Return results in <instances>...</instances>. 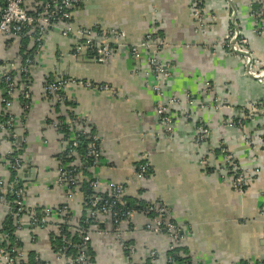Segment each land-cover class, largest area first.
I'll list each match as a JSON object with an SVG mask.
<instances>
[{
    "label": "crops",
    "instance_id": "obj_1",
    "mask_svg": "<svg viewBox=\"0 0 264 264\" xmlns=\"http://www.w3.org/2000/svg\"><path fill=\"white\" fill-rule=\"evenodd\" d=\"M199 1L200 17L194 14L193 0H80L70 19L74 31L113 30L125 44L138 43L149 33L164 42L159 56L171 75L159 85L163 98L179 99L172 111L171 135L162 130L156 115L157 81L145 55L134 60L123 51L107 62L86 52L73 57L74 33L63 37L59 29H53L47 34L30 69L31 108L20 128L16 127L22 137L16 142L23 145L24 173L29 170L23 175V203L42 211L64 203L65 191L57 187L59 134L45 120L67 118L72 112L87 122L99 141L100 162L87 176L98 182L101 191L109 184L122 185L126 202L165 206L181 232L180 259L191 264L264 263V143L259 111L264 105V84L247 76L242 58L222 47L235 10L248 48L264 66V24L262 33L256 34L250 16L255 5L250 0ZM16 54L17 42L1 37L0 62H11ZM47 77L74 78L108 90L70 85L65 90L70 106H58L55 113L43 97ZM187 95L191 105L184 102ZM15 104L10 112H15L14 121L22 114L19 103ZM199 126L209 131L201 145L195 144ZM221 145L239 165L256 169L244 194L234 191L231 181L218 171L223 161ZM11 147L1 132L3 181L10 178L4 159ZM144 156L150 176L141 180L136 169ZM83 201L79 188L71 203L74 212L82 209ZM6 214L0 208V223ZM147 225L148 218L140 213L121 224L119 230L134 250L129 259L110 233L92 232L88 247L92 264H168V237L148 230ZM38 234L42 238L38 243L22 234L23 249L33 251L43 264H67L53 252L49 238Z\"/></svg>",
    "mask_w": 264,
    "mask_h": 264
},
{
    "label": "built area",
    "instance_id": "obj_2",
    "mask_svg": "<svg viewBox=\"0 0 264 264\" xmlns=\"http://www.w3.org/2000/svg\"><path fill=\"white\" fill-rule=\"evenodd\" d=\"M79 3L80 0H0V38L12 36L19 41L24 38L29 39L34 45L33 54L35 55L40 52L44 37L51 30L59 29L63 37H71L74 33V42L71 48L73 57H78L86 52L99 62H107L115 53L123 51H126L134 60L145 55V62L157 81V86L154 87L159 98L156 106V115L162 130L166 134L171 135L174 131L172 111L179 103V99L174 96L168 99L163 98L162 88L159 85L161 82L168 80L171 75L170 68L159 56L164 47V42L154 33L146 34L138 43L125 44L121 42V35L113 30L98 32L89 28H79L74 31L71 28L70 19L72 11ZM250 3L255 5L250 15L253 19L254 32L261 34L264 24V0H250ZM193 4L195 7L194 14L200 17V1L193 0ZM233 11L229 35L226 41L223 42L222 47L229 55L242 58L244 73L247 76L260 84H264V66L260 65L248 48L249 42L241 33L235 21V10ZM33 61L31 57H27L24 59L17 58L5 64L0 63V104L7 111L0 117V133L2 132L6 141L12 146L22 137L16 131L13 115L8 111L15 102L20 104L21 99L22 114L19 120L23 122L27 119L32 101L29 74ZM11 71H16L22 78L18 79ZM43 85L42 91L44 95L56 105L63 107L65 106L64 102L67 101L65 90L70 85H81L101 91L108 90L107 86L95 85L74 78L46 82ZM184 102L192 104L189 95L186 96ZM259 108L264 122V105ZM68 123L82 135H89L91 127L84 119L76 116L72 121L68 120ZM48 126L56 130L58 123L52 120V123ZM88 138L92 141L86 155L92 160L89 166L76 152L77 142L74 138L71 144L63 136L59 139L61 151L57 157V187L65 191V201L55 209L49 208L40 212L26 208L22 202L24 195L23 175L25 176L26 174L24 173L25 163L21 154L10 156L13 150V147H11V152L7 153L4 159V165H6L8 172L13 174V179L0 180V208H4L6 215L13 220L14 231L12 235L15 237L16 242L10 243L8 233L0 232V264H30L27 261L23 247H20L18 242H22L21 236L27 230L31 232L29 236L31 242H40L42 238L38 236V232L43 233L46 231V227L50 222H56L59 224L58 227L61 225L65 228L63 233V228H58V234L54 235L62 240V247L53 251L56 256L64 259L67 264H92L88 254L90 243L88 231L79 235V237L81 236L79 243H73L68 235L70 233L71 237H73V233L70 232V222L75 212L71 203L80 188L79 183L82 181H86L91 190L90 195L84 199L81 209V213H84L85 216L83 223L90 228H98L103 223L112 225L114 232H118L116 237L120 240L119 247L126 258L129 259L134 254V250L127 244L123 235L120 234L119 228L123 222L129 221L136 213L148 218L149 225L146 227L148 230L168 237V252L179 248L181 232L165 206L160 203H145L140 212L127 209L123 199L124 187L122 185L109 184L106 189L101 191L98 189L96 180L90 179L83 174V171L88 173L91 168L99 164L101 155L96 134L90 135ZM208 138V129L204 126L197 127L195 144H204ZM221 155L223 156V161L219 164V173L221 174V169H224L225 174H228L229 179L233 182L232 188L242 193L244 187L241 168L234 160L231 152L221 148ZM66 158H71L73 161L65 165L66 161L64 160ZM144 160L147 161L146 156L143 157V163L136 169V174L141 180H145L150 176V167ZM10 198H13V201ZM103 227L98 228V231H104ZM64 233H67V235ZM33 236H36V240L32 238ZM154 256V253L150 254L151 258H154ZM167 262L168 264H176L174 259L167 258ZM33 264H43V262L36 255ZM183 264L191 263L184 262Z\"/></svg>",
    "mask_w": 264,
    "mask_h": 264
},
{
    "label": "trees",
    "instance_id": "obj_3",
    "mask_svg": "<svg viewBox=\"0 0 264 264\" xmlns=\"http://www.w3.org/2000/svg\"><path fill=\"white\" fill-rule=\"evenodd\" d=\"M4 38L6 40H14V41L17 42L16 59L17 58L24 59V58H27V57H31L34 60L37 59L38 54H35V55L33 54L34 45H33V43L31 41H29V39L24 38V39H22L19 42V40L15 39L12 36H4ZM31 68H33V67H31ZM11 72L18 79L22 78L19 73H16V71H11ZM29 77H31V74H29ZM61 79H64V78L52 79L51 77H47V78L44 79V82L43 83H46V82L49 83L51 81H57V80H61ZM29 81L31 83V78H29ZM31 85H32V83H31ZM43 97L52 106L53 109L55 108L54 110H55V113H56L57 110H58L57 109L58 108V105H56L55 103H53V101H51L50 98H47L44 95V93H43ZM15 103H14V105H17ZM20 104L22 105L21 99H20ZM20 104H19V106H20ZM64 105L65 106H70V103L68 101H65L64 102ZM1 107L2 108H1L0 117H1V115H4V112H7V111L4 110V107L2 105H1ZM13 108H14V106H13ZM13 108L10 109L8 112H12L13 111ZM14 114H15V112H14ZM74 118H76V116L72 112H68L67 113V118L65 116H59V117H56L55 120L54 119H46L45 120V124L48 126V125H50L52 123V120L57 121L58 127H57V129L55 131L59 134L58 138L60 139L61 136H63V138L65 140H67L69 144L72 143V139L74 138L75 141L77 142V148L75 149L76 152L78 153V155L80 156L81 159H84L86 161L87 165L89 166L91 164L92 160L90 158L86 157V155H87L88 147H89V145H90V143L92 141L88 137L90 135H94L95 132H94L93 129H91L89 135H82V133L74 130V128L72 127V125L70 123H68V120L69 121L70 120L72 121V119H74ZM0 121H1V118H0ZM14 122H15L17 128H20V125L23 124V122H21L19 119L16 120V118H15V121ZM22 146H23L22 143L21 144L20 143H17V142L14 143L13 150H12V153H11L10 156H14V155L20 154L21 153V147ZM215 154H216L215 156H219V155H217L218 154L217 151L215 152ZM64 161H66V163H64V164L67 165L69 162H72L73 159L66 158ZM83 174L85 176L88 175V173L86 171H83ZM12 179H13V174L11 173L10 174V180H12ZM79 186H80V191L83 193V196H84V199H85L91 193L90 187H89V185H88V183L86 181L80 182L79 183ZM10 200L13 201V198H10ZM124 201L126 203L125 204V207L127 209H133L136 212H140L141 209L145 206V203L144 202L139 203V204H136L135 202H128V201L126 202V200H124ZM22 202H23V199H22ZM34 211L35 212H40L42 210L34 209ZM84 217H85L84 216V213H81V215L79 217V221H78L77 228L75 229V233H73V237H71V234L68 233V235L72 239L73 243H77V242L79 243L80 242V237H81V236L79 237V235L84 234L90 228L89 226H87L86 224L83 223ZM58 228H60V229L63 228L62 233L65 231V228L63 226H61V225ZM98 228H102V226H99ZM1 231L8 233L9 239H10V243L16 242L15 237L12 235V232L14 231V223H13V220L11 219L10 216L6 215L4 217V219H3L2 223H1V230H0V232ZM25 233H27V234H25ZM30 233L31 232L29 230H27V231H25L23 233V235L25 236V239L29 240ZM64 234L67 235V233H64ZM49 241H50L51 249L53 251H55L56 249H59V248L62 247V240H61V238L60 237H57V236H54V234L49 235ZM22 242H24V241L22 240ZM22 242H18V244H19L20 247H23ZM24 251H25V254H26V257H27V261L30 264H33L36 254L33 253V251H29L27 249L24 250ZM167 258L168 259H174V261L176 262V264H183L184 262H189L186 259H180L178 257V249L175 250V251H172V252H168L167 253ZM89 259H90V261L92 263L93 260H92V257L90 258V255H89Z\"/></svg>",
    "mask_w": 264,
    "mask_h": 264
},
{
    "label": "rangeland",
    "instance_id": "obj_4",
    "mask_svg": "<svg viewBox=\"0 0 264 264\" xmlns=\"http://www.w3.org/2000/svg\"><path fill=\"white\" fill-rule=\"evenodd\" d=\"M47 36V35H46ZM45 36V37H46ZM45 37H44V40H45ZM44 40H43V44H44ZM21 41V40H20ZM19 41V42H20ZM226 41V40H225ZM43 44H42V47H41V50H42V48H43ZM40 50V51H41ZM34 60V59H33ZM34 64H35V60L33 61V63H32V67L34 66ZM238 121L239 120H237V125L238 126H241V121H239V123H238ZM260 124H261V140H262V143H264V122H263V117L261 116L260 117ZM221 148H223V149H225V147L223 146V145H221ZM238 166L241 168V170L240 171H242V176H243V187H244V191L241 193V192H239L238 191V193L239 194H244V192H245V190H246V188H247V184H248V182H249V180L253 177V176H255V171H256V169L255 170H253V169H249V167H244V166H242V165H239L238 164ZM221 175H222V177H225V178H228L229 179V177H228V174H225V172H224V169H221ZM230 180V179H229ZM231 181V180H230ZM231 186L233 187V182H231ZM233 190L235 191V189L233 188ZM80 215H81V210L79 211V212H75L74 214H73V218H72V220H71V222H70V225H71V227H70V232L71 233H74L75 232V229L77 228V225H78V221H79V217H80ZM58 223H56V222H50L49 223V225L46 227L47 229H46V231H44L43 233H44V237L46 238V237H48L49 238V234H54V235H57L58 234ZM104 227H103V226ZM101 226L103 227V230L104 231H98V228L97 227H94V228H89V230H88V236L90 237V239H91V233L92 232H94V233H98V232H100V234L101 235H104V236H106L108 233H110L113 237H114V239L119 243V239L116 237V236H118V232L117 231H111L110 229L113 227L112 225H109V224H106V223H103ZM111 227V228H110ZM95 229V230H94ZM99 234V233H98ZM120 234H122V232H120ZM123 235V234H122ZM32 238H35V240H36V236H33ZM33 243V242H32Z\"/></svg>",
    "mask_w": 264,
    "mask_h": 264
},
{
    "label": "water",
    "instance_id": "obj_5",
    "mask_svg": "<svg viewBox=\"0 0 264 264\" xmlns=\"http://www.w3.org/2000/svg\"><path fill=\"white\" fill-rule=\"evenodd\" d=\"M27 172L29 173V170H26V173H27Z\"/></svg>",
    "mask_w": 264,
    "mask_h": 264
}]
</instances>
